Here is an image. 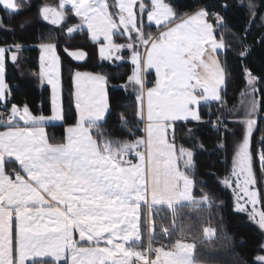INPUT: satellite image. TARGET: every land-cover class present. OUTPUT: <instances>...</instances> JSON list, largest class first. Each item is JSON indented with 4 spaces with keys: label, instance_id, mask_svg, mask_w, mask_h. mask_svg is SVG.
I'll return each instance as SVG.
<instances>
[{
    "label": "snow or ice",
    "instance_id": "snow-or-ice-1",
    "mask_svg": "<svg viewBox=\"0 0 264 264\" xmlns=\"http://www.w3.org/2000/svg\"><path fill=\"white\" fill-rule=\"evenodd\" d=\"M69 5L68 10L79 18L78 24L67 28L69 34L86 28L99 44L101 59H127L133 65L127 82L136 92L137 117L144 122L145 136L132 143L106 136L98 141L92 130L100 131L98 122L109 109L107 77L75 71L71 79L77 122L66 129L63 141L50 138L46 126L65 115L57 46L39 45L40 70L34 73L42 84L51 86L50 115L34 114L27 104L11 103L5 79L8 49L0 47V126L4 129L0 131V264H147L131 247L136 238L134 194L149 175L164 191L180 186L188 190L194 183L187 175L194 165V151L176 144L175 123H211L221 133L217 147H226L223 134L229 130L224 119L205 120L200 111L202 104L224 103L225 69L217 56V49L224 45L215 36L224 19L204 8L178 16L165 0H60L59 8L45 4L40 14L43 20L63 27ZM0 6L13 11L21 8L14 0H0ZM145 17L148 25L158 26L157 34L146 31ZM116 35L127 37L128 42L115 43ZM15 49L14 63L22 46L17 44ZM124 49L130 51L127 58L120 55ZM247 50L245 46L239 53L241 58ZM70 55L81 61L87 54L80 50ZM242 67L245 100L242 113L232 123L243 132L235 142L228 173L217 183L231 190L234 211L246 214L264 231V188L257 187L264 185V135L259 147L253 144L261 116L257 99L261 80L246 65ZM150 69L155 72L151 87L145 75ZM196 146L203 149L199 141ZM256 158L261 166L259 180ZM13 160L18 169L9 171L6 166ZM260 247L264 251V242ZM167 255L158 256V264H171ZM255 261L264 264V254Z\"/></svg>",
    "mask_w": 264,
    "mask_h": 264
},
{
    "label": "trees",
    "instance_id": "trees-1",
    "mask_svg": "<svg viewBox=\"0 0 264 264\" xmlns=\"http://www.w3.org/2000/svg\"><path fill=\"white\" fill-rule=\"evenodd\" d=\"M165 1L170 3L178 16L203 7L209 13L215 12L224 19V24L215 31L216 37L224 44L223 49L217 51L225 69L224 103L212 101L207 105L202 104L200 111L205 120L215 121L218 116L222 117L229 131L223 134L226 147L219 148L217 145L221 142V133L211 123H196L191 120L175 123L173 130L176 144L194 151V165L187 170V175L194 182L192 193L198 200L172 206H155L150 213V241L153 245L166 247H171L177 241L191 242L194 245V258L200 262L258 264L255 257L264 254L260 247L264 242V231L250 221L246 214L234 211L231 190L217 183V180H222L228 173L235 142L243 132V128L232 121L236 120L235 109L242 93L246 91L242 67L245 65L261 80L257 96L261 101V116L253 133L255 147H259L261 136L264 135V0ZM58 2L59 0H20L19 11L6 10L0 6V47H13L17 44L22 46L15 63L6 57L5 79L11 88V103L27 104L34 114H50V86L41 84L39 76L34 73L40 70L39 45L53 43L57 46L60 57L65 115L61 122L46 126L49 137H54L55 141H63L66 126L76 122L71 77L73 71L79 69L102 73L108 81L109 109L105 119L99 123L100 131L93 129V135L98 140L106 136L114 142H134L143 135V122L137 117L136 92L127 82L132 69L130 60L111 63L101 59L97 45L88 37L85 29L67 33L68 26L76 22L75 16L70 12L63 27L43 20L39 8L43 4L57 5ZM250 4L254 7L250 8ZM211 22L215 23L214 20ZM147 29L150 28L146 25ZM245 46L247 54L241 58L239 53L245 51ZM73 49L84 50L86 59L81 63L74 62L67 52ZM123 56H129L128 50L123 51ZM146 78L148 86L155 80L151 71ZM125 85H128L127 88ZM208 108L211 109V116ZM189 129L194 131L189 133ZM197 141L202 143L203 149L196 146ZM254 170L259 180L261 166L258 158L254 160ZM257 187L264 188V185L258 183ZM146 220V211L143 210L142 245L147 242ZM207 229L210 230L209 234Z\"/></svg>",
    "mask_w": 264,
    "mask_h": 264
},
{
    "label": "crops",
    "instance_id": "crops-1",
    "mask_svg": "<svg viewBox=\"0 0 264 264\" xmlns=\"http://www.w3.org/2000/svg\"><path fill=\"white\" fill-rule=\"evenodd\" d=\"M57 5H59V2ZM201 8H203V7H201ZM68 9H70V5L67 6L65 9V11L67 12V15H69V12L72 15H74V13H72L71 11H68ZM75 18L77 21L78 17L75 16ZM210 22H211V20H210ZM3 48L8 49V51L6 52V57L8 56L9 59L11 60L12 52L16 50L15 46L3 47ZM150 71L152 72V70H150ZM145 75H147V72ZM154 78H155V75H154ZM44 84H46V83H44ZM130 87H132V86L130 85ZM244 93H245V91L242 93L239 104L237 105V107L235 109L236 114H237L235 119H238L239 117H237V116H239V114H241L243 111V101L245 100ZM50 97H51V88H50ZM9 107H10V105H9ZM105 117H106V115H105ZM105 117H104V119H105ZM103 120L99 121L98 123L102 122ZM61 121L62 120L52 121L50 123H59ZM76 122H77V119H76ZM76 122L66 126L65 132H64V137L66 136V129L68 127L74 126L76 124ZM144 126L145 125L143 122V129H144ZM2 130H4V129L2 126H0V131H2ZM46 133L48 134L47 128H46ZM142 136H145L144 130H143ZM134 162H135V160H134ZM9 165H10V169H8L9 171L12 168L18 169V164L15 160H13L6 167L8 168ZM192 192H193V186H190L188 188V190H185L183 188V186L176 187V188H174L172 190H168V191L161 190L154 185L153 180H152L151 176L149 175L147 183L144 184V186L138 191V193L134 194L136 196V200L132 205V211H133L134 232L136 234V238L132 240L131 247L134 250L139 251L141 256L146 258V260H147L146 253H148V251H150L152 255H151L149 264H158L157 257L161 256L162 253L168 254L167 259L171 262V264H201L200 261H196L194 258V245L191 242L177 241L174 245H172L171 247H166L164 250H155L157 245L156 246L153 245L150 241L152 231H149V226L151 225V223L148 224V220L150 221L151 210L155 206H161V205L172 206V205H176V204L191 203V202L197 201L198 198H195L193 196ZM143 210L146 211V215H147V220H146L147 221V242L145 245L143 244L144 246L142 245L143 242H142V232H141V220H142V211ZM75 238L79 239L78 233L75 234ZM203 264H217V263L203 262Z\"/></svg>",
    "mask_w": 264,
    "mask_h": 264
},
{
    "label": "rangeland",
    "instance_id": "rangeland-1",
    "mask_svg": "<svg viewBox=\"0 0 264 264\" xmlns=\"http://www.w3.org/2000/svg\"><path fill=\"white\" fill-rule=\"evenodd\" d=\"M20 0H14V2L15 3H18ZM113 1L112 0H109V3H112ZM145 2L146 3H150V0H145ZM166 2V1H165ZM166 3H168V2H166ZM19 4V3H18ZM170 4V3H169ZM43 5H45V4H43ZM42 5V6H43ZM47 5H49V6H51V7H55V8H59V5H60V1H59V5H50V4H47ZM41 6V7H42ZM3 7V6H2ZM41 7L39 8V14H40V9H41ZM7 10H10V11H13V10H11V9H7ZM198 10V9H197ZM196 11V10H195ZM194 12V11H193ZM190 13H192V12H190ZM211 14H215V13H212L211 12ZM40 17L42 18V16H41V14H40ZM43 19V18H42ZM78 20L76 21V22H74V23H72V24H70V26L69 27H71V26H74V25H76V24H78L79 23V18H77ZM144 22H145V24L147 25V26H149V28L150 29H147L146 31H151L153 34H157L158 33V26H156L154 23H152L151 25H148V22H147V20H146V17H145V20H144ZM178 22V21H177ZM151 26V27H150ZM86 31H87V29L86 28H84ZM159 30H163V29H159ZM76 32V31H75ZM68 33V32H67ZM74 33V32H73ZM72 34V33H71ZM87 34H88V37L91 39V37H90V34L88 33V31H87ZM215 36H216V34H215ZM113 39H114V42L115 43H117V44H121V45H123V44H126L127 42H128V40H127V37H125V36H121V35H116V36H114L113 37ZM216 39H217V41L218 42H221L222 44H223V41L221 40V39H218L217 37H216ZM95 43V42H94ZM96 45H97V52H98V55H99V44H97V43H95ZM224 45V44H223ZM224 47V46H223ZM223 47L222 48H220V49H217V51L218 50H221V49H223ZM40 49V48H39ZM127 49H124V50H122V52L120 53V55L121 56H123V51H126ZM141 51H143V50H141ZM40 52H41V50H40ZM128 52H129V56H130V51L128 50ZM128 56V57H129ZM217 56H218V54H217ZM99 57H100V55H99ZM124 57V56H123ZM101 58V57H100ZM107 61V60H106ZM109 62H111V63H116V62H112V61H109ZM117 62H119V61H117ZM132 68H133V65H132ZM151 70V69H150ZM150 70H148L147 71V74L150 72ZM75 71H80V72H90V73H96V72H92V71H88V70H79V69H75L74 71H73V73L75 72ZM131 72H132V69H131ZM152 72L154 73V75H155V72H154V70H152ZM72 73V74H73ZM99 74H102V73H99ZM102 75H104V74H102ZM130 75H131V73H130ZM39 79H40V77H39ZM40 82H41V80H40ZM42 84V83H41ZM153 84V83H152ZM152 84L149 86V87H151L152 86ZM50 86V85H49ZM50 88H51V86H50ZM73 105H74V108H75V100H74V87H73ZM75 111H76V108H75ZM76 119H77V111H76ZM138 138H140V137H138ZM138 138H136L135 139V141L138 139ZM134 141V142H135ZM132 143V142H131ZM255 171V170H254ZM201 200V199H200ZM234 200V199H233ZM204 201V200H203ZM146 218H147V215H146ZM151 223V220L149 221L148 220V224H150ZM149 231H152V224L149 226ZM207 233L209 234L210 233V230L209 229H207ZM156 246V245H155ZM162 246V245H161ZM164 246V248H160L159 247V245H157L156 246V248H155V250H164L165 248H166V246L165 245H163ZM158 247V248H157ZM152 255V254H151ZM151 258V257H150Z\"/></svg>",
    "mask_w": 264,
    "mask_h": 264
},
{
    "label": "built area",
    "instance_id": "built-area-1",
    "mask_svg": "<svg viewBox=\"0 0 264 264\" xmlns=\"http://www.w3.org/2000/svg\"><path fill=\"white\" fill-rule=\"evenodd\" d=\"M212 13H215V12H212ZM215 14H217V13H215ZM209 109V108H208ZM173 132H174V130H172ZM133 159L135 160V158L133 157ZM159 247L160 248H164V246L162 245H159ZM146 256H147V264H149L150 263V257H151V252L150 251H148V253H146Z\"/></svg>",
    "mask_w": 264,
    "mask_h": 264
},
{
    "label": "water",
    "instance_id": "water-1",
    "mask_svg": "<svg viewBox=\"0 0 264 264\" xmlns=\"http://www.w3.org/2000/svg\"><path fill=\"white\" fill-rule=\"evenodd\" d=\"M80 50H82V49H73V50H68L67 52H68V54H69V56L71 57V55H70V53L71 52H73V51H80ZM82 51H84V50H82ZM85 52V51H84ZM86 53V52H85ZM72 58V57H71ZM86 59V58H85ZM84 59V60H85ZM72 60L74 61V62H76V63H81V62H83L84 60H81V61H76L74 58H72Z\"/></svg>",
    "mask_w": 264,
    "mask_h": 264
},
{
    "label": "clouds",
    "instance_id": "clouds-1",
    "mask_svg": "<svg viewBox=\"0 0 264 264\" xmlns=\"http://www.w3.org/2000/svg\"><path fill=\"white\" fill-rule=\"evenodd\" d=\"M201 264H203V262H201Z\"/></svg>",
    "mask_w": 264,
    "mask_h": 264
}]
</instances>
